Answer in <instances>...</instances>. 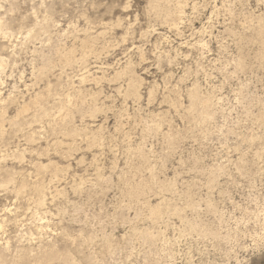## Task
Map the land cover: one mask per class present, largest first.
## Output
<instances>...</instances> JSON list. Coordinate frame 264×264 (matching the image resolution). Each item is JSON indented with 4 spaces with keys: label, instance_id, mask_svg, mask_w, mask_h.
Segmentation results:
<instances>
[{
    "label": "rangeland",
    "instance_id": "1",
    "mask_svg": "<svg viewBox=\"0 0 264 264\" xmlns=\"http://www.w3.org/2000/svg\"><path fill=\"white\" fill-rule=\"evenodd\" d=\"M0 21L1 263L264 264V0H0Z\"/></svg>",
    "mask_w": 264,
    "mask_h": 264
},
{
    "label": "bare ground",
    "instance_id": "2",
    "mask_svg": "<svg viewBox=\"0 0 264 264\" xmlns=\"http://www.w3.org/2000/svg\"><path fill=\"white\" fill-rule=\"evenodd\" d=\"M166 1V0H165ZM158 2V1H157ZM162 2V1H161ZM164 4V3H163ZM166 4V3H165ZM185 4V3H184ZM183 6V5H182ZM160 7V6H159ZM180 7V6H179ZM178 7V8H179ZM170 7H168V9H169ZM177 8V7H176ZM171 9V8H170ZM176 10V9H175ZM181 11V10H180ZM167 12V11H166ZM170 12V11H169ZM161 14V13H160ZM165 14V13H164ZM167 16V15H166ZM179 16H180V14H179ZM165 18V17H164ZM178 18V17H177ZM167 20V19H166ZM173 20V19H172ZM47 22V21H46ZM177 24V23H176ZM3 26H4V24L0 21V32H2L3 31ZM47 32V31H46ZM5 33V32H4ZM44 34V33H43ZM88 38V37H87ZM86 38V39H87ZM90 43V42H89ZM93 47V46H92ZM85 49V48H84ZM88 49V48H87ZM56 53V52H55ZM261 53V52H260ZM71 54V53H70ZM67 55V54H66ZM68 56V55H67ZM69 58V57H68ZM65 59V58H64ZM2 60V59H1ZM0 60V71H3L4 70V68H3V61H1ZM42 61V60H41ZM83 65V64H82ZM66 66V65H65ZM33 67V66H32ZM83 68V67H82ZM3 69V70H2ZM37 73V72H36ZM81 78H83V77H81ZM129 85H131V84H129ZM48 89V88H47ZM132 89V88H131ZM46 91V90H45ZM49 92V91H48ZM47 93V92H46ZM94 94V93H93ZM44 95V94H43ZM45 96H46V94H45ZM41 98V97H40ZM70 98V97H69ZM33 99V98H32ZM3 100V99H2ZM34 100H35V98H34ZM200 100V99H199ZM204 100V99H203ZM36 101V100H35ZM43 102V101H42ZM33 104V103H32ZM42 104V103H41ZM73 104V103H72ZM209 104V103H208ZM3 105V104H2ZM9 106V105H8ZM90 106V105H89ZM2 107V106H1ZM0 107V108H1ZM2 108H4V107H2ZM21 108H23V107H21ZM25 108V107H24ZM91 109V108H90ZM208 109V108H207ZM6 110V109H5ZM98 110V109H97ZM40 111V110H39ZM42 111V110H41ZM18 112H20L19 110H18ZM45 112V111H44ZM65 112V111H64ZM90 112V111H89ZM1 114V113H0ZM4 115V114H3ZM3 115H1V116H3ZM36 115V114H35ZM41 115V114H40ZM70 115V114H69ZM208 117V116H207ZM203 118V117H202ZM4 120V119H3ZM2 119L0 120V121H3ZM11 120H13V119H11ZM10 121V120H9ZM2 123V122H1ZM9 123V122H8ZM61 124H63V123H61ZM66 124V123H65ZM58 126H60V124L58 125ZM67 126V125H66ZM154 128V127H153ZM63 129V128H62ZM66 129V128H65ZM18 131V130H17ZM53 131V130H52ZM38 133V132H37ZM68 133V132H67ZM31 135V134H30ZM93 136V135H92ZM96 136V135H95ZM36 138V137H35ZM27 139V138H26ZM94 139V138H93ZM44 167V166H43ZM4 170V169H3ZM8 171V170H7ZM39 171V170H38ZM15 173V172H14ZM10 174V173H9ZM12 174V173H11ZM3 179V178H2ZM12 180V179H11ZM9 181V180H8ZM40 181V180H39ZM20 182H22V181H20ZM3 183V182H2ZM6 183V182H5ZM133 183V182H132ZM148 184V183H147ZM39 185V184H38ZM128 185V184H127ZM130 185V184H129ZM137 186H139V185H137ZM136 187V186H135ZM140 187V186H139ZM37 188V187H36ZM35 188V189H36ZM132 188V187H131ZM137 188V187H136ZM135 188V189H136ZM141 188V187H140ZM18 189V188H17ZM16 189V190H17ZM34 189V190H35ZM38 189V188H37ZM126 189V188H125ZM134 189V188H133ZM133 189H131V191H133ZM139 189V188H138ZM146 189V188H145ZM142 190V189H141ZM135 191H137V190H135ZM140 191V190H139ZM43 192V191H42ZM142 192V191H141ZM175 192V191H174ZM18 193V192H17ZM37 193V192H36ZM40 193V192H39ZM130 193V192H129ZM134 193V192H133ZM127 194V193H126ZM138 194V193H137ZM43 195H45V194H43ZM131 195V194H130ZM140 196V195H139ZM38 197V196H37ZM44 198V197H43ZM40 201H41V199H39ZM44 200V199H43ZM38 202V201H37ZM38 205H39V203H38ZM43 205V204H42ZM40 206V205H39ZM155 208V207H154ZM153 209V208H152ZM159 211V210H158ZM155 212V211H154ZM43 217V216H42ZM138 233V232H137ZM66 235V234H65ZM145 235V234H144ZM84 240V239H83ZM88 241V240H87ZM144 241V240H143ZM149 242V241H148ZM108 244V243H107ZM45 245V244H44ZM44 245H42V246H44ZM25 251V250H24ZM34 252V251H33ZM23 253V252H22ZM17 254H18V252H17ZM23 254H25V253H23ZM1 255V254H0ZM20 256H21V254H20ZM25 256H26V254H25ZM30 257V256H29ZM60 257V255L57 253V251H56V249L55 248H53V247H50L49 249H45L44 250V248H43V251H39V252H37L35 255H34V257H33V260H35V262L37 263V264H47V263H49V262H51V261H55V259L57 260V258H59ZM23 258V257H22ZM29 259V258H28ZM32 259V258H31ZM18 260H19V258H17V260L15 259V261L13 260V262H11V264H17L18 263ZM65 261H66V263L67 264H73L69 259H68V257L67 258H65L64 259ZM11 261V260H10ZM6 263V262H5ZM0 264H3V263H1V260H0ZM10 264V263H9ZM20 264V263H19ZM75 264V263H74Z\"/></svg>",
    "mask_w": 264,
    "mask_h": 264
}]
</instances>
